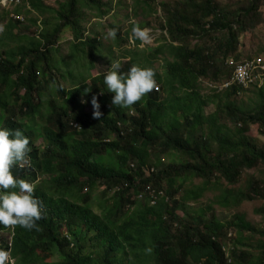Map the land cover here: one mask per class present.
Segmentation results:
<instances>
[{"label": "trees", "instance_id": "trees-1", "mask_svg": "<svg viewBox=\"0 0 264 264\" xmlns=\"http://www.w3.org/2000/svg\"><path fill=\"white\" fill-rule=\"evenodd\" d=\"M132 1L135 19L143 17L139 9L151 16L161 8L159 28L165 35L150 55L127 47L118 50L119 56L112 47L105 53L103 33L86 36L84 10L95 12L96 18L113 10L112 3L103 0H61L59 10L41 0H21L12 12L0 14V21H7L0 36V128L12 125L18 109L42 106L50 86L66 93L55 78L46 79V73L40 78L51 56L73 65L74 60L82 62L74 66L84 77L110 55L124 73L133 65L151 67L157 83L141 101L120 108L112 105L113 93L104 85L102 72L76 93L73 102H60V117L70 118L81 129L71 128L64 143L40 165L11 169L14 177L28 182L43 177L34 193L43 205L42 219L31 231L16 227L13 256H19V264H264V227L253 226L243 214L226 221L214 213L208 216L213 202L230 208L244 200L264 201V149L248 136L251 128L264 136V86L250 89L256 99L247 108L236 98L249 90L236 85L224 90L209 87L205 93L206 81L221 84L232 77L230 60L244 58L242 37L263 21L264 0H240L236 5L223 0ZM48 13L52 15L46 17ZM37 14L45 17L42 25L37 24ZM21 15L33 34L15 33ZM150 27L145 19L132 23L133 31ZM68 31L74 40L66 56L55 45ZM134 38L137 45L142 43ZM21 40L22 46L11 45ZM157 60L162 61L160 71L153 65ZM105 65L110 69L111 61ZM23 89L25 96L20 95ZM93 95L103 114L100 120L92 117ZM211 105L218 109L207 114ZM219 117L229 122H219ZM166 158L172 160L167 165ZM259 167L263 178L249 175L243 188L228 187ZM215 186L220 194L212 203L191 207ZM95 190L104 197L97 208L92 203ZM256 213L264 215V203ZM66 232L77 241L71 251L65 249L71 243ZM83 239L94 246L92 254H85ZM0 240V250L8 253L6 240ZM55 249L60 257L47 261Z\"/></svg>", "mask_w": 264, "mask_h": 264}, {"label": "clouds", "instance_id": "clouds-1", "mask_svg": "<svg viewBox=\"0 0 264 264\" xmlns=\"http://www.w3.org/2000/svg\"><path fill=\"white\" fill-rule=\"evenodd\" d=\"M16 7H14L13 10ZM13 10H3L0 14L5 11L12 12ZM9 18L16 19L17 16L15 14H10ZM0 30H2V28H0ZM107 36L114 40L116 38V30H109ZM134 36L145 40L148 38V33L144 30L134 29ZM64 39L65 38L60 39L57 42L55 45L56 49L60 48L61 42H63ZM73 40L74 38L72 41ZM64 54L68 56V52ZM60 55L64 57L62 52ZM244 59L249 58H243L241 61ZM72 69H74V73H72ZM93 70L91 74L79 77L78 68L70 64L68 60L63 62V60L51 56L49 63L43 64V68L39 72L40 78H42L43 73H46L47 75H45V78L48 79L53 77L56 83L60 82V79L68 80V87L65 85L63 86L60 82V88L64 89L66 93L61 95L56 89L59 86H50V88H47L44 92L45 96L42 101V106L39 105L37 109H34L32 106H27L24 108L23 112H19L18 109L16 115L14 114V119L10 122L12 125H10L9 128L6 126L0 128V226L5 227V229L0 227V238L2 237L5 239L9 246L8 253L0 250V264H7V262L10 264H19V256L15 255L14 257L11 250L16 234V227L18 226L22 229L31 231L38 227L37 221L41 220L43 215L42 202L34 195L35 188L36 186H40L43 177L38 175L35 181L28 182L24 179L14 177L11 169L15 167H17V169L25 166L31 167V164L33 165L35 162L40 165L42 158L46 154L52 155L56 147L64 143L66 135L72 132L71 128L81 129L77 122L70 121V118L69 120L68 118L63 120L62 117H60L61 114L59 110L62 108L60 102L64 103L66 99L69 100L70 103L73 102L75 97L78 96L76 93L86 84H91L93 79L98 77L92 75L95 71ZM120 70L121 63L118 60H113L111 61L110 69L105 72L106 74L103 77V83L106 85L107 90L113 93V106L130 108L157 87L155 79L156 72L151 67L133 65L129 68L127 73L121 72ZM73 77L77 78L78 81H74ZM223 83H213L212 87L224 90L235 86L232 85L231 87L223 88ZM53 87H55V89H52ZM253 88L256 87L245 90ZM88 90L89 89L85 90V92ZM26 93L27 90L23 89L20 95L25 96ZM70 93L71 96H69ZM100 96L102 97V94H100ZM81 102L84 103L83 100ZM91 105L93 108V119L100 120L103 114L100 111V104L95 95L91 98ZM4 116H7V114H4ZM45 179L48 180L49 178L46 177ZM41 184H43V182ZM156 197L157 196L154 195L153 199ZM140 198H144V195L141 194ZM152 202L154 203L155 201L153 200ZM66 237L71 240V243L70 245L68 244L65 249L66 251H71L77 241L74 239L73 235L67 234V232ZM88 239L90 238L88 237ZM83 243L87 246L84 250L85 254H92L95 251L94 246L90 244L89 241L83 239ZM3 244V241L0 240V248ZM59 251V249H55L54 254L49 258L55 255L57 257L52 260H57L60 255ZM147 251L150 252L151 249H147ZM26 253L21 254L22 258Z\"/></svg>", "mask_w": 264, "mask_h": 264}, {"label": "rangeland", "instance_id": "rangeland-1", "mask_svg": "<svg viewBox=\"0 0 264 264\" xmlns=\"http://www.w3.org/2000/svg\"><path fill=\"white\" fill-rule=\"evenodd\" d=\"M42 3L47 5L48 7H52L55 10H59L60 5L59 3L61 0H41ZM105 3H112L113 10L103 18H96L94 15L95 12L90 11V10H84L86 17L83 20V25L86 28V36H90L94 32L97 33H103V36L101 37L102 42L104 44V49L105 53H108V48H111L117 51V56H119L122 52L118 51L120 49H125L126 47L128 49H136L138 48L140 52L145 51L148 55L153 53L159 46H160V39L163 38L165 35L162 30L159 28V19L162 18V11L161 8L157 10V13H153L151 16H146L143 12L142 9L138 10V15L143 16L140 18L135 19L134 18V1L132 0H103ZM240 0H223L224 4H233L236 5V2ZM25 9H30L29 6H27ZM13 10V7L11 8ZM262 12H264V8L262 9ZM49 15H52L51 13H48L46 17ZM55 15V14H54ZM12 16V15H11ZM10 16V17H11ZM35 16L36 15H32ZM38 16V14H37ZM30 16H28L29 18ZM20 19V25L18 26L19 30H17L15 33L19 36H28L33 34L32 31L27 30L26 27H30V23H27L25 20V17L23 15L18 16ZM43 16H38V23L39 25H42L44 21ZM142 19H145L148 23L151 24L152 27L147 28L144 31H147L148 33V38L145 40H142V43L140 45H137V42L135 41V36H134V31L132 30V23L136 22H141ZM7 22V21H6ZM6 22L0 21V36L2 35L4 31V26L6 25ZM50 27V26H49ZM25 28V29H24ZM24 29V30H22ZM115 29L116 30V38L113 40L107 36V33L109 30ZM119 32V33H118ZM38 36V35H37ZM64 40L61 42L62 44L60 45V48L62 49V52L66 53L70 50L71 42L73 39L72 32L68 31L64 35ZM124 41H129L128 43ZM197 41V39L193 40V44ZM22 40L16 43H12L11 45H16L13 46L14 48L22 46ZM117 45H121V48H116ZM10 46V43H9ZM262 50L261 53H259V50ZM241 54L244 58H258V57H263L264 58V13H263V21L258 24V26L250 30L249 32L245 33L242 37V46L240 47ZM1 51V50H0ZM122 51V50H121ZM143 54V52L141 53ZM20 58V57H19ZM112 57L110 55H107L104 59H102L99 63V65L94 69L92 75L93 76H99L102 74V72H106L109 70L108 66L105 65L106 61H113L109 60ZM74 65L79 66L82 64V62H78L77 60H74ZM124 61V60H122ZM161 60H157L154 62V67L158 69L159 71L161 70ZM80 77V76H79ZM61 84L66 87L69 85L67 84L68 80L65 79H60ZM211 82L206 81L205 85L207 88V91L205 93H209V87H212ZM52 89H55L53 87ZM255 90H249L248 92L242 94L236 100L238 101V104L243 107L247 108L249 106H254L255 104ZM234 101V100H232ZM218 108L215 105H211L207 108V114H212L214 111H216ZM4 116V115H3ZM228 120H223V117H219V122H226ZM229 122V121H228ZM232 125V124H231ZM233 126V125H232ZM248 136L251 137L256 141L258 146L262 149H264V136H261L258 132L257 129L251 128ZM166 165L169 164L172 160L170 158H166ZM263 168L259 167L256 170H250L246 171L242 174L241 180L238 184L234 186H228L230 188H234L235 190L238 188H243L248 180L249 175H254L255 177L263 178ZM195 185H201L202 181H194ZM222 186H226V183L223 182ZM214 190H209L206 191L204 197L200 200L198 204L191 203V207L198 209L199 207L201 208H206L209 203H212L216 199L217 194H220V190L218 186H215ZM104 189V188H100ZM93 206L94 208H97V204H99L101 201H103L102 193L100 190H95L93 193ZM264 201L262 200H254V201H248L244 200L240 202L239 204L232 206L230 208H224L218 204H214L213 202V210L208 212V216L210 214H216V216L222 220H230L233 215L235 214H243L244 218L249 221L253 226L262 228L264 227V215L263 214H258L256 213V209L259 208L261 205H263ZM180 215H183L180 213ZM248 235L247 233H245ZM232 235H235L234 230H232ZM231 235V236H232ZM254 240V239H253ZM230 241L228 240V245ZM228 246L226 247V249ZM57 256H53L52 258H48L47 260H52L56 258Z\"/></svg>", "mask_w": 264, "mask_h": 264}, {"label": "built area", "instance_id": "built-area-1", "mask_svg": "<svg viewBox=\"0 0 264 264\" xmlns=\"http://www.w3.org/2000/svg\"><path fill=\"white\" fill-rule=\"evenodd\" d=\"M21 5V0H0V12ZM230 64L235 67L232 77L223 83V88L236 85L244 89L262 87L264 85V58L244 59L240 62L234 59Z\"/></svg>", "mask_w": 264, "mask_h": 264}]
</instances>
